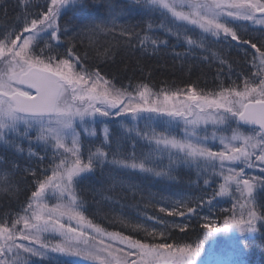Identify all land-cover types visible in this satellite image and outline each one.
Wrapping results in <instances>:
<instances>
[{"label":"snow or ice","instance_id":"obj_1","mask_svg":"<svg viewBox=\"0 0 264 264\" xmlns=\"http://www.w3.org/2000/svg\"><path fill=\"white\" fill-rule=\"evenodd\" d=\"M95 8L103 15L66 21L69 13ZM137 8L143 15L133 24L126 17ZM161 30L186 43V51L172 48L157 35ZM108 36L116 46L108 48L105 60L117 55V48L135 55L138 45L147 56L151 45L154 54L172 51L182 62L192 58L215 66L217 83L199 93L191 85L161 92L147 84L118 87L102 74L94 55ZM108 123L119 128L110 132ZM158 123L165 127L158 129ZM98 125H104L101 144L89 148L85 160L83 134L97 137L93 126ZM137 138L147 142V151L136 152L131 142ZM25 152L28 162L20 167ZM185 168L195 172L198 186L202 180L203 195L166 201L145 191V180L176 182ZM97 169L102 186L147 195L159 213L184 219L147 215L144 223L125 224L143 240L109 231L86 215L88 198L77 196L79 185L91 178L86 174ZM261 194L264 0H15L12 5L4 0L0 5V200L7 201L0 210V264H59L60 256L74 257L77 264H201L208 239L231 231L239 233L243 251L250 242L264 250ZM217 197L232 200L222 226L201 215ZM194 218L205 230L203 239L195 246L169 242L173 230L186 233Z\"/></svg>","mask_w":264,"mask_h":264},{"label":"trees","instance_id":"obj_2","mask_svg":"<svg viewBox=\"0 0 264 264\" xmlns=\"http://www.w3.org/2000/svg\"><path fill=\"white\" fill-rule=\"evenodd\" d=\"M42 3L43 0H40ZM122 4H127L128 0H119ZM4 3V0H0V5ZM9 5L15 3V0H8ZM10 14L12 13L11 7H9ZM85 15H91L99 17L103 15V10L95 8L89 13L84 15L77 13L73 16L69 13L66 17V21H72V23H79L84 20ZM143 15L137 9H133L130 14L126 17L131 23L135 24L139 22V18ZM158 15V14H157ZM145 31L148 33L150 39L152 38L151 31L147 29L145 23ZM198 32V31H197ZM161 38L169 40V44L176 51L183 54L187 45L178 42L174 36H165L161 30L157 33ZM193 38H195L193 36ZM98 51L94 55H99V65L103 69L102 74H106V78H112L119 87L121 84L124 87H136L139 84H147L154 92H161L163 90H175V89H187L189 85L195 87L197 92L211 91L217 80L214 79L216 76L217 69L215 66L208 64L207 62L200 63L198 60L193 61L189 58L187 62H182L179 59H174V53L172 51H161L154 54L151 51L152 47L149 46L147 56L139 51V45L134 50L135 55L132 52H127L123 48H117L118 54L109 57L107 60L104 59V54L109 47H115L116 41L108 36L106 39H101ZM199 51V50H197ZM242 55V53H241ZM246 68H250L251 64L248 63ZM240 69L237 68L236 71ZM254 71V69H253ZM234 79V78H233ZM223 84H230L228 80H221ZM110 132L114 129H118V126L111 124L107 125ZM141 127V123H140ZM98 132V136L95 138H88L83 134V158L86 160L88 155V149L91 148L95 151L96 147H99L102 141V133ZM91 141V142H90ZM135 144L136 152L147 151V142L137 138L131 142ZM125 152H130V142L125 141L124 145ZM27 154H24L23 158L17 161L20 167H25L27 163ZM167 163V161H165ZM106 171V170H105ZM91 178L84 180L79 185L77 196H86L88 198V204L90 205V211L86 213L89 219H95V222L100 223L102 226L107 227L109 231H121L126 235H132L134 238L145 239L141 232L133 231L130 227H126L125 224L130 223H144L147 215H158L164 216L159 213L158 206L153 207L149 202L147 195H142L139 192L128 191L127 188H121L117 185L114 188L108 186H102L100 181V170L97 169L94 173L86 174ZM218 179V178H217ZM140 183V181H137ZM146 186L145 191L151 193L159 199V196L163 195L167 200L175 199L181 196H196L203 195L201 189L204 187L202 180L197 184V177L194 171L187 168L179 170V176L176 182L162 181L156 183L154 178L144 181ZM218 188V184L214 185ZM211 189L207 192V197L211 196ZM30 194V193H29ZM264 196V194H261ZM25 197L21 195L20 199L23 200ZM7 201L0 200V210L4 208ZM214 207L209 211L208 207L202 210L201 215H207L210 219H214L217 226L223 224V219L229 214L224 211L228 206H220L215 200L213 201ZM145 205H148L147 207ZM165 219L170 221H181L184 218L181 217H167ZM150 226L154 225V221H147ZM204 229L200 227V222L194 218L190 227L186 233H179L178 230H173L169 236V242H181V243H195L199 239H203ZM159 239V238H158ZM251 246L245 253V260L247 264H264V250L255 246L254 243L250 242ZM59 264H77L75 260L60 259Z\"/></svg>","mask_w":264,"mask_h":264},{"label":"rangeland","instance_id":"obj_3","mask_svg":"<svg viewBox=\"0 0 264 264\" xmlns=\"http://www.w3.org/2000/svg\"><path fill=\"white\" fill-rule=\"evenodd\" d=\"M119 119H124V118H119ZM148 123H151V122H148ZM108 124H111V126L114 125V126L119 127V125H116L113 123H108ZM145 126H146V122L141 121V128H145ZM93 127L97 131L101 132L103 135L102 129L104 125H98V126H93ZM164 127L165 125L163 123L157 124L158 129H163ZM208 128H209V135H211L212 125H208ZM175 131H176V134H180L182 132V129H176ZM227 134L230 135V133H227ZM84 135H86L88 138H91L88 136L87 133H84ZM217 135H220V133H218ZM216 146L217 147L219 146L218 142ZM25 154L27 153L25 152ZM217 200L225 203L226 200H231V199L227 197H224V198L217 197ZM231 206H232V200L230 201V208ZM228 214L230 215V213ZM222 225L223 224H219L218 226H222ZM240 241H241V237L239 233H237L236 231H231L228 233H219L215 236L210 237L205 244L204 253H202V257H201V264H205V262H208V261H219L220 264H247L246 260L244 263L245 253L240 248ZM234 250H235V254H234ZM60 259H68V260L77 261V259L74 257L60 256L58 257V260Z\"/></svg>","mask_w":264,"mask_h":264}]
</instances>
